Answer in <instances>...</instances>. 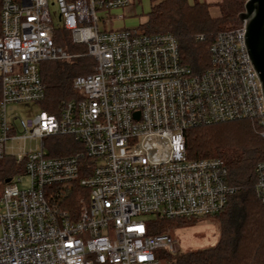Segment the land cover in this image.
<instances>
[{
  "label": "built area",
  "instance_id": "built-area-1",
  "mask_svg": "<svg viewBox=\"0 0 264 264\" xmlns=\"http://www.w3.org/2000/svg\"><path fill=\"white\" fill-rule=\"evenodd\" d=\"M142 1L54 0L55 26L50 0H1L0 160L12 159L18 172L0 192V264H161L159 251L180 249L170 234L150 235L151 219L215 218L235 194L222 159H187L185 133L246 120L264 139V97L244 40L246 21L218 35L210 66L195 74L173 35L106 27L133 13L113 12ZM58 29L87 53L57 46ZM84 56L96 66L74 80L77 100L28 120L8 114L45 100L42 63ZM61 138L81 151L60 156L72 149ZM256 173L264 202V162ZM25 177L29 185L21 189ZM76 183L90 202L83 196L72 216L60 201Z\"/></svg>",
  "mask_w": 264,
  "mask_h": 264
},
{
  "label": "trees",
  "instance_id": "trees-1",
  "mask_svg": "<svg viewBox=\"0 0 264 264\" xmlns=\"http://www.w3.org/2000/svg\"><path fill=\"white\" fill-rule=\"evenodd\" d=\"M151 11L140 31L146 35L168 33L173 35L180 47L184 65L195 74L205 71L211 64V47L218 35L227 30L239 28L240 15L245 12L246 0H221L217 4L221 14L212 17L210 6L205 3L191 5L188 0H150ZM1 11V0H0ZM55 42L70 54L87 53L83 45H74L66 29L55 32ZM204 40H197V36ZM96 62L84 56L67 61L42 63L40 73L46 85L45 100L39 102L43 111L57 113L63 104L77 100L79 95L73 89L78 76L95 72ZM1 100V93H0ZM187 159L191 161L206 158H220L227 168L226 183L236 188L224 211L215 217L220 225V239L216 246L171 254L163 250L157 253L158 260L165 264H264V202L256 196L258 165L264 162V139L249 121H233L187 130L185 133ZM69 143L70 151L61 155L81 151L80 145L73 146V140L61 138ZM84 158L81 163H88ZM18 172L10 158L0 160V192L7 178ZM86 175V174H83ZM61 207L70 215H78L83 204L89 205V193L79 184L65 189ZM71 216V217H72ZM194 219L169 221L159 218L150 220L149 233L152 236L169 234L177 224H187Z\"/></svg>",
  "mask_w": 264,
  "mask_h": 264
},
{
  "label": "rangeland",
  "instance_id": "rangeland-1",
  "mask_svg": "<svg viewBox=\"0 0 264 264\" xmlns=\"http://www.w3.org/2000/svg\"><path fill=\"white\" fill-rule=\"evenodd\" d=\"M54 0H50V13L53 18L55 26L59 24V10L57 4L51 3ZM191 5L196 3H205L210 6V14L212 17H219L221 12L218 9L217 4L221 0H188ZM152 3L150 0H143L141 4L136 5L134 10H127L129 17L125 21L115 20L108 27L109 29H136L141 26L147 20V16L151 11ZM123 10H117L113 12V15H123ZM67 61V60H65ZM43 108L38 103H26L19 104L10 107L8 114L10 116H17L23 120L34 118L38 115ZM29 185V178H23V183L20 185L21 189H26ZM175 243L178 245L180 252H189L196 250H206L213 248L217 245L220 239V225L214 217H200L194 218L193 222L187 224H177L173 226L169 232ZM2 236V230L0 228V238ZM162 252H165L163 250ZM161 264H165L164 260H159Z\"/></svg>",
  "mask_w": 264,
  "mask_h": 264
},
{
  "label": "water",
  "instance_id": "water-1",
  "mask_svg": "<svg viewBox=\"0 0 264 264\" xmlns=\"http://www.w3.org/2000/svg\"><path fill=\"white\" fill-rule=\"evenodd\" d=\"M239 19L242 24L246 21L244 40L264 97V0H249Z\"/></svg>",
  "mask_w": 264,
  "mask_h": 264
},
{
  "label": "crops",
  "instance_id": "crops-1",
  "mask_svg": "<svg viewBox=\"0 0 264 264\" xmlns=\"http://www.w3.org/2000/svg\"><path fill=\"white\" fill-rule=\"evenodd\" d=\"M124 14H130V13H127V11H126V12L123 13V15H124ZM115 16H116V15H115ZM117 16H118V15H117ZM117 16H116V17H117ZM127 18H128V17H127ZM127 18L119 19V21H125ZM117 21H118V20H117Z\"/></svg>",
  "mask_w": 264,
  "mask_h": 264
}]
</instances>
